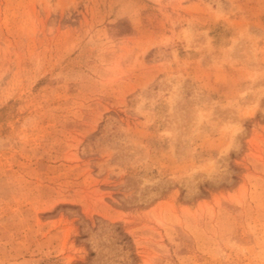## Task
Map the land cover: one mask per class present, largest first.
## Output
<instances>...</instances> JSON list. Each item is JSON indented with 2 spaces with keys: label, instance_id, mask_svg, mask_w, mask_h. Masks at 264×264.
Instances as JSON below:
<instances>
[{
  "label": "rangeland",
  "instance_id": "374dc122",
  "mask_svg": "<svg viewBox=\"0 0 264 264\" xmlns=\"http://www.w3.org/2000/svg\"><path fill=\"white\" fill-rule=\"evenodd\" d=\"M0 264H264V0H0Z\"/></svg>",
  "mask_w": 264,
  "mask_h": 264
}]
</instances>
